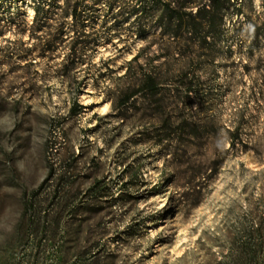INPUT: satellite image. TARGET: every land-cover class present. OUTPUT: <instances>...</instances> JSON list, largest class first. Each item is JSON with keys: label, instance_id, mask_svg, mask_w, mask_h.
Returning a JSON list of instances; mask_svg holds the SVG:
<instances>
[{"label": "rangeland", "instance_id": "374dc122", "mask_svg": "<svg viewBox=\"0 0 264 264\" xmlns=\"http://www.w3.org/2000/svg\"><path fill=\"white\" fill-rule=\"evenodd\" d=\"M105 1L0 0V264H264V0L187 45ZM146 60L184 86L115 108Z\"/></svg>", "mask_w": 264, "mask_h": 264}, {"label": "trees", "instance_id": "16d2710c", "mask_svg": "<svg viewBox=\"0 0 264 264\" xmlns=\"http://www.w3.org/2000/svg\"><path fill=\"white\" fill-rule=\"evenodd\" d=\"M39 1L41 3H39ZM83 1L84 0H75L71 3L70 0H64V8L61 17L70 15L74 21H77L81 18L77 13L78 6L83 5ZM230 1H232V3H230ZM242 1L244 0H136L141 8L140 13H146L148 8H151L152 11L157 13L153 18L156 27L160 29V35L162 37H167L174 43L182 42L185 45L194 43L205 44L208 38L217 36L224 25L226 10L230 6H233L235 8L237 7L236 10L239 12L237 5ZM32 2L34 4L33 21L36 24L34 31H39L44 27L49 17L42 11L43 0H32ZM119 2H122L123 5L127 3L122 0H106V14L109 15ZM137 10L138 8H132L127 14H135ZM124 12L122 11L118 15H123ZM142 14L136 17V19L139 20L143 18L144 16H141ZM80 22L83 21L80 20ZM80 24V31L74 33L75 37L71 39L68 46L69 53L66 56L65 62L66 68H69V70L79 69V67L84 64L81 58L82 53L88 45L92 46V44L96 42L95 39L89 40L91 35L84 31L83 23ZM144 32L145 30L143 29L138 30L137 35L141 37L144 35ZM58 36L57 33L53 35L52 42L55 41ZM175 47L176 46L172 47L174 51L177 50ZM168 50H170V48H168ZM143 51L144 49L137 52L127 63L125 75H128L132 64L139 60ZM156 57L158 58V56ZM137 69V80L125 85V88L116 97L115 108L119 110L126 109L130 101L137 95L149 96L152 98L156 97L163 90L166 92H177L179 87L184 86L179 82L176 83L173 81L175 77L181 78L180 74L176 76L170 75V77L165 75L162 77L160 73H157L152 60H146L144 64L138 63ZM81 84L82 83L79 82L76 85V93L80 92ZM130 86H132V88ZM183 93L189 97L191 94L196 96L197 92L193 87L189 86L183 89ZM74 105L78 110L82 109V106H80L76 100Z\"/></svg>", "mask_w": 264, "mask_h": 264}]
</instances>
